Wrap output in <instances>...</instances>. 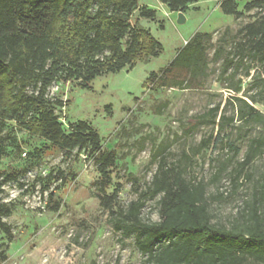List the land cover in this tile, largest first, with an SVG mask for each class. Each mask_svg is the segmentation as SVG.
Masks as SVG:
<instances>
[{
  "label": "rangeland",
  "instance_id": "rangeland-1",
  "mask_svg": "<svg viewBox=\"0 0 264 264\" xmlns=\"http://www.w3.org/2000/svg\"><path fill=\"white\" fill-rule=\"evenodd\" d=\"M250 1L238 2L244 15L236 18L224 15L220 2L200 0L186 10V23L178 24V13L158 0H140V7L155 10L156 17L143 19L136 10L130 22L149 29L160 42L158 57L104 74L91 90H84L80 81L62 80L50 88L48 97L65 103L56 115L67 129L86 121L101 135L103 149L117 152L113 184L106 193H117L124 207L146 197L160 161L165 160L168 167L176 165L187 181L207 185L214 223L230 229L244 226L241 214L258 182H264V149L249 167L240 168L252 142L264 139V60L251 50L244 32L263 11L245 12ZM198 32L212 34L201 86L155 89L146 85L149 76L166 68ZM237 87L241 92L234 91ZM236 98L246 100L260 117L249 123L235 117L222 129L198 119L217 106L219 116L232 117L241 106ZM210 136H214L211 142ZM16 143L21 146L20 156ZM45 145L14 121L7 123L6 156L0 170L31 169L2 187L0 203L12 210L4 222L11 227L13 239L0 233V264H147L135 235L124 238L117 232L100 203L96 160L78 151L67 155L58 147L41 155ZM159 200L160 196L145 200L143 219L159 221Z\"/></svg>",
  "mask_w": 264,
  "mask_h": 264
},
{
  "label": "trees",
  "instance_id": "trees-1",
  "mask_svg": "<svg viewBox=\"0 0 264 264\" xmlns=\"http://www.w3.org/2000/svg\"><path fill=\"white\" fill-rule=\"evenodd\" d=\"M158 1L170 12L184 14L200 2ZM213 1L220 2L224 15H244L238 9L240 0ZM255 9L263 14L244 32L251 50L264 60V0H252L244 7L245 12ZM136 10L143 19L156 17L155 10L140 7V0H0V161L6 156L3 134L9 121L46 142L39 151L41 155L58 147L67 155L78 151L94 158L100 203L117 232L124 238L135 235L147 264H264V182H258L241 214L242 228L214 223L207 185L187 181L176 165L168 167L165 160L160 161L146 197L126 208L117 193H106L113 184L117 152L103 149L102 137L91 124L78 121L67 129L56 115V110L65 106L62 100L48 97L56 81H80L84 90H91L98 77L132 69L138 61L159 56L162 46L151 31L131 25V13ZM211 39L210 33H196L166 68L149 76L146 85L155 89L201 86L208 69L206 53ZM234 91L239 93L241 88ZM236 99L241 106L232 117L219 116L217 106L198 119L222 129L235 117L246 123L260 117L246 100ZM213 138L210 136V142ZM14 147L20 156V144ZM232 149L238 154L237 148ZM263 149L264 139L254 140L240 168L249 167ZM30 169L8 166L0 170V194L2 187L25 177ZM158 196L159 221L143 219L145 200ZM58 207L56 202L55 210ZM11 212L0 203V233L8 240L13 239V232L4 218Z\"/></svg>",
  "mask_w": 264,
  "mask_h": 264
},
{
  "label": "water",
  "instance_id": "water-1",
  "mask_svg": "<svg viewBox=\"0 0 264 264\" xmlns=\"http://www.w3.org/2000/svg\"><path fill=\"white\" fill-rule=\"evenodd\" d=\"M186 21H187V19L185 17V14L182 12H179L178 13V20H177L178 24H184V23H186Z\"/></svg>",
  "mask_w": 264,
  "mask_h": 264
}]
</instances>
